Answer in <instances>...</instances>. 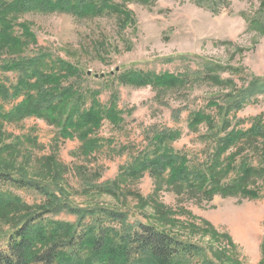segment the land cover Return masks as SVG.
Here are the masks:
<instances>
[{"label": "rangeland", "instance_id": "374dc122", "mask_svg": "<svg viewBox=\"0 0 264 264\" xmlns=\"http://www.w3.org/2000/svg\"><path fill=\"white\" fill-rule=\"evenodd\" d=\"M218 3V13L195 0L127 3L136 23L124 29L112 15L78 18L67 12L30 11L11 16L16 21L13 34L27 45L18 48L0 39V63L41 53L71 62L85 73L87 79L80 84L102 90V102L118 91L124 120L119 126L104 122L97 133L102 147L90 156L81 153L79 140L62 138L59 129L43 118L0 120V167L24 170L53 183L75 206H104L127 212L130 222L150 221L165 227L202 246L205 258L215 264H230V259L235 264H264V179L251 184L260 189L257 199L239 195L207 199L185 193L148 172L137 178L117 177L121 167L148 147L153 132L166 127L182 130L173 146L188 156L191 165L203 162L212 147L202 138L207 128L200 125L192 131L189 116L201 109L215 114V108L207 104L211 99L222 103L224 92L202 83L158 93L151 86L120 85L118 74L127 69L180 73L200 67L205 58L242 68L222 74L237 87L249 85L254 77L264 78V0ZM101 74L105 75L99 80L96 75ZM16 80L15 72L0 70V81L12 84ZM176 109L180 116L175 118ZM257 116L264 122V93L230 114L231 128L247 129ZM113 180L116 189L112 193L96 187ZM1 191L21 200L18 206L0 208V246L4 247L24 213L37 210L45 198L12 184H0ZM50 217L76 221L67 213ZM204 263L193 257L189 264Z\"/></svg>", "mask_w": 264, "mask_h": 264}, {"label": "trees", "instance_id": "16d2710c", "mask_svg": "<svg viewBox=\"0 0 264 264\" xmlns=\"http://www.w3.org/2000/svg\"><path fill=\"white\" fill-rule=\"evenodd\" d=\"M135 1L151 4L156 0H0V39L18 48L26 46L13 34L16 21L11 16L30 11L67 12L78 18L112 15L124 29L136 23L127 5ZM195 3L215 13L221 9L218 0ZM0 70L17 74L15 83L0 81V120L43 118L59 129L62 138L79 140L84 156L102 147L97 133L105 121L119 126L124 120L118 91L113 90L109 100L102 102V90L80 84L87 79L85 73L62 58L50 59L41 53L3 59ZM242 70L203 58L200 67L180 73L127 69L118 74L120 85L151 86L158 93L202 83L219 86L224 92L222 103L211 99L207 104L215 108V114L201 109L189 116V129L196 131L200 125L207 128L202 138L212 147L203 162L191 165L188 156L173 146L182 130L166 127L153 132L148 147L121 167L117 177L137 178L148 172L185 193L207 199L215 195L261 197L260 189L251 184L264 179V122L257 116L247 129L231 128L230 114L264 93V78L254 77L249 85L237 87L232 78L222 76L227 71ZM9 104L12 106L6 109ZM173 115L179 117L180 110H174ZM0 184L33 190L45 198L37 210L24 213L22 221L9 232L6 246H0V264H189L193 257L201 258L204 264H215L205 258L202 246L165 227L150 221L130 222L127 212L104 206H75L61 188L24 170L0 167ZM96 187L112 193L116 181ZM19 204L17 196L0 192V208ZM60 213L73 215L76 221L50 217ZM228 261L235 264L232 259Z\"/></svg>", "mask_w": 264, "mask_h": 264}, {"label": "water", "instance_id": "95a60500", "mask_svg": "<svg viewBox=\"0 0 264 264\" xmlns=\"http://www.w3.org/2000/svg\"><path fill=\"white\" fill-rule=\"evenodd\" d=\"M91 74V71H89V75ZM105 74H101L100 76L104 77ZM96 77H99V75H96Z\"/></svg>", "mask_w": 264, "mask_h": 264}]
</instances>
